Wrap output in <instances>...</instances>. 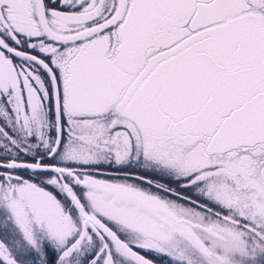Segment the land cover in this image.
<instances>
[{"label": "snow or ice", "instance_id": "obj_1", "mask_svg": "<svg viewBox=\"0 0 264 264\" xmlns=\"http://www.w3.org/2000/svg\"><path fill=\"white\" fill-rule=\"evenodd\" d=\"M0 264H264V0H0Z\"/></svg>", "mask_w": 264, "mask_h": 264}]
</instances>
